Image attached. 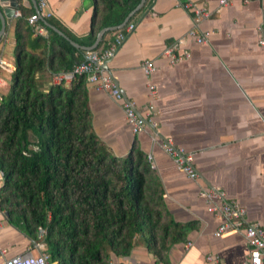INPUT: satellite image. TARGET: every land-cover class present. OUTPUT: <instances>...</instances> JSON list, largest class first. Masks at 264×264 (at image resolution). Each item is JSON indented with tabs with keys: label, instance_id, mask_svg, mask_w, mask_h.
<instances>
[{
	"label": "crops",
	"instance_id": "crops-1",
	"mask_svg": "<svg viewBox=\"0 0 264 264\" xmlns=\"http://www.w3.org/2000/svg\"><path fill=\"white\" fill-rule=\"evenodd\" d=\"M34 1L16 0L13 17L5 18L0 55L9 68H0V94L9 89L15 68V20L21 11L27 16L35 12ZM184 1L144 0L130 20L133 28L125 31L102 66L123 97L154 125L132 133L120 102L86 83L95 134L116 155L126 154L136 141L162 184L168 215L190 224L185 239L170 244L160 257L136 238L127 255L111 253L108 264H244L249 244L243 233L215 234L221 217L208 212L199 195L209 186L224 191L227 199L245 208L247 221L264 229V44L259 43L264 0H231L226 6L218 0H191L209 11L198 22L193 10L183 7ZM92 9L93 0H46L39 13L83 36L90 30ZM192 27L208 30V40L196 43L187 35ZM110 32L104 37L116 31ZM167 47L177 56L184 51L189 56L171 62L163 54ZM146 60L154 64L148 75L142 67ZM166 138L192 154L197 179L187 178L163 151ZM3 212L0 209V247L5 256L36 250L37 241L11 227Z\"/></svg>",
	"mask_w": 264,
	"mask_h": 264
},
{
	"label": "trees",
	"instance_id": "trees-1",
	"mask_svg": "<svg viewBox=\"0 0 264 264\" xmlns=\"http://www.w3.org/2000/svg\"><path fill=\"white\" fill-rule=\"evenodd\" d=\"M139 2L93 0L83 36L50 15L43 18L88 46L99 29L121 24ZM28 16L21 11L15 20V68L0 100V209L6 221L41 242L50 264H108L111 253L127 255L136 238L162 256L185 239L190 224L168 215L162 184L136 141L116 155L95 134L85 75L49 83L54 73L84 61L83 53L40 17L47 34L34 35ZM111 39L103 37L95 50ZM38 226L45 229L41 239Z\"/></svg>",
	"mask_w": 264,
	"mask_h": 264
},
{
	"label": "built area",
	"instance_id": "built-area-1",
	"mask_svg": "<svg viewBox=\"0 0 264 264\" xmlns=\"http://www.w3.org/2000/svg\"><path fill=\"white\" fill-rule=\"evenodd\" d=\"M231 0H218L219 4L226 6ZM37 8L40 11L46 6V0H36ZM184 8H191L194 14L195 22L209 15V11L202 5H198L191 0H185ZM40 13L31 14L27 17L28 23L32 27L34 35H46V28L37 23ZM126 25V26H125ZM123 29L115 32L109 44L101 50H92L89 60H84L73 64L70 70L54 73L52 79L54 82L63 80L70 82L75 75H85L87 83L92 84L97 89L107 91L112 98L120 102L125 120L132 133L136 134L145 130L154 122L147 116L140 115L132 101L125 99L111 76L104 71L101 64L111 58L117 47L121 44L125 37V31H130L133 28V23L125 24ZM262 38L259 39L260 44H264V26L261 28ZM187 35L192 37L196 43H205L208 40L210 32L208 30L199 31L196 27H192L187 31ZM163 54L169 57L171 62L178 61L182 58H187L189 53L184 51L182 55H175L172 47H167ZM145 74H149L154 69V64L151 60H146L142 64ZM0 68L8 69L9 65L0 55ZM1 85V84H0ZM2 94H0L1 100ZM163 151L172 158L174 164L179 168L187 178L195 180L199 173L193 165L192 154L186 152L182 147L175 146L170 138H166L161 142ZM1 175V172H0ZM199 195L206 202L208 212L217 213L221 217V222L217 227L215 234H221L227 230L241 231L245 240L249 244L248 256L244 264H263L264 262V229L257 223L249 222L245 218L246 210L243 206L234 200L227 199L224 191L221 189L209 186L199 191ZM45 233L42 226L37 228V238L41 239ZM190 244V243H188ZM37 253L33 254L27 250L22 253H17L10 257H6V250L0 247V264H49L48 255L43 250L41 242L35 243ZM211 258L210 256L208 257Z\"/></svg>",
	"mask_w": 264,
	"mask_h": 264
},
{
	"label": "water",
	"instance_id": "water-1",
	"mask_svg": "<svg viewBox=\"0 0 264 264\" xmlns=\"http://www.w3.org/2000/svg\"><path fill=\"white\" fill-rule=\"evenodd\" d=\"M35 2V8H36V12L39 13V10L37 8V4H36V0ZM144 3V0H140V2L136 5V7L131 10L129 12V14L125 17L124 21L116 26H106L103 27L101 29H99L96 32L94 41L88 45H80L77 42L71 40L66 34H64L60 29H58L56 26L50 24L49 22H47L45 20V18L41 17L42 22L45 26H47L48 28H50L52 31L58 33L59 35L63 36L65 39H67L75 48L79 49L80 51H82L83 53V58L84 60H89L91 58L90 54H88L89 52H91L92 50H94L98 43L100 42V40L104 37V35L107 32L113 31V30H117L121 27H123L126 22L129 20V18L135 13V11H137ZM0 38L1 36L4 34L5 32V28H6V21L5 18H11L14 15L15 9L17 7V2L16 0H0ZM101 66L106 67L105 63H102ZM3 215L6 217V213L3 212ZM11 227H13L14 229H16L18 232H20L21 234H23L26 238H28L31 242H35L33 239L29 238L28 236H26L21 230H19L18 228L12 226L11 224H9Z\"/></svg>",
	"mask_w": 264,
	"mask_h": 264
},
{
	"label": "rangeland",
	"instance_id": "rangeland-1",
	"mask_svg": "<svg viewBox=\"0 0 264 264\" xmlns=\"http://www.w3.org/2000/svg\"><path fill=\"white\" fill-rule=\"evenodd\" d=\"M15 54H16V53L13 51V52H12V57H13V58L15 57ZM31 252H32L33 254H36V250H35V249H32Z\"/></svg>",
	"mask_w": 264,
	"mask_h": 264
}]
</instances>
